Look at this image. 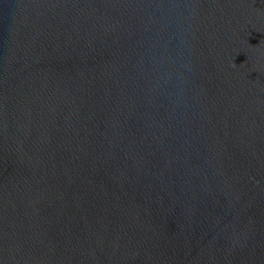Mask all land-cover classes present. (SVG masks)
I'll return each instance as SVG.
<instances>
[{
    "label": "water",
    "instance_id": "1",
    "mask_svg": "<svg viewBox=\"0 0 264 264\" xmlns=\"http://www.w3.org/2000/svg\"><path fill=\"white\" fill-rule=\"evenodd\" d=\"M0 264H264V0H0Z\"/></svg>",
    "mask_w": 264,
    "mask_h": 264
}]
</instances>
